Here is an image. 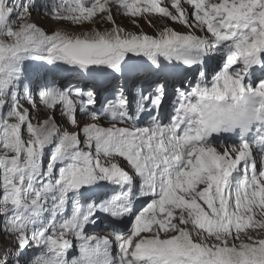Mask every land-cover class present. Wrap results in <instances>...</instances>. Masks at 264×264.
Here are the masks:
<instances>
[{
    "label": "snow or ice",
    "instance_id": "1",
    "mask_svg": "<svg viewBox=\"0 0 264 264\" xmlns=\"http://www.w3.org/2000/svg\"><path fill=\"white\" fill-rule=\"evenodd\" d=\"M152 2L0 0V149L20 151L17 137L23 140L32 123L30 109L32 113L38 104L53 113V121L54 113L58 112L68 124L78 128L54 149L45 179L39 185L34 181L43 165L42 160L37 163L34 147L21 153L28 156L26 167L21 168L16 160H0V264H264V238L248 235L240 241L234 235L236 229L230 215L214 213L210 202L202 199L195 201L199 208L186 209L190 213L187 218L177 216L183 210L174 208L172 220L178 223L167 228L141 224L157 211L151 207L152 201L165 195L168 182L174 179L173 166L183 167L186 172L200 164L196 159L200 153L194 149H188V160L183 158L185 149L193 142L208 144L238 130L235 143L220 140L224 151L212 145L215 156L204 159L207 172L202 182L206 183L210 174L215 179L213 189L227 193L230 205L238 203L244 195L250 198L251 190L264 184V44L261 43L264 0H200L199 3L192 0L190 15L186 16L183 9H177L173 15L171 10L161 7L168 20L183 24L187 32L166 27L155 36L128 33L116 23L117 14L148 15L149 9L141 5ZM33 11H41L52 19L93 25L99 17L101 23H109L112 28L79 35L49 34L32 21ZM193 29L208 35L197 36ZM215 49H220L222 61L209 81L205 76V58L215 56L209 54ZM134 57L146 58L153 68L160 66L161 58L170 65L188 68L200 65L196 82L176 89L167 124L159 120L168 102L166 82L149 88L137 83L131 91L133 99L129 98L123 65ZM26 62H42L57 69L67 66L83 77H115L117 82L111 98L100 108L96 107L97 88L79 82L66 86L46 82L34 95L30 87L23 89L28 84ZM78 108L83 116L91 114L97 120L149 118L152 127L115 129L122 137L117 143V155L127 163V168L117 162L113 167L119 172L115 173L101 167L98 160L93 166L91 149L98 152L102 146L111 145L114 131L101 125L80 124ZM133 108L135 114L130 111ZM128 134L130 139L125 138ZM42 135L40 157L52 132L46 130ZM81 136L89 141L83 148L90 151L79 150ZM236 145L239 151L234 154ZM72 148L78 149L71 155L73 162L60 167L52 180L50 174L57 159ZM254 149L261 157L259 171ZM129 168L141 181L139 195L149 198L126 230L114 229L104 235L88 234L85 230L88 224L100 219L97 212L112 217L129 214L131 207L121 205L120 197L107 204L77 205L70 216H62L69 192L78 193L82 187L100 180L131 181ZM237 170L242 172V182L233 191L229 182ZM123 196L129 200L128 192ZM261 208L264 206L257 207V213ZM201 209L216 225H227L226 236L233 241L231 244L229 239L217 244L214 227H201L197 223L196 213ZM169 231L175 236L163 235ZM197 232L212 237L213 242L196 238ZM74 245L78 247V255H71ZM220 249H227L226 258Z\"/></svg>",
    "mask_w": 264,
    "mask_h": 264
},
{
    "label": "rangeland",
    "instance_id": "2",
    "mask_svg": "<svg viewBox=\"0 0 264 264\" xmlns=\"http://www.w3.org/2000/svg\"><path fill=\"white\" fill-rule=\"evenodd\" d=\"M179 1V0H176ZM157 2V3H156ZM152 2L153 8L155 10H150L154 11L156 14H148L144 16H138V17H132L130 14H117L116 15V23L120 25L122 29H124L128 33H146L149 35L155 36L157 32L160 29L163 28H173L177 32H187L188 29L183 26L181 23H173L170 20L167 19V14L164 12H161L160 9H156V7L160 8L163 6V9H168L171 10L173 15L176 14L177 9H183L184 13L183 15H190V8L186 6V2L181 3L180 7L176 8L175 6H171L167 2V0H161ZM214 2H218V0H215ZM155 4V5H154ZM157 5V6H156ZM114 6V5H113ZM155 6V7H154ZM145 8V5L142 6ZM149 11V12H150ZM151 12V13H152ZM183 18V17H181ZM32 21L38 24L40 27L45 29L49 34L53 32H60L62 34H73V35H79L81 33L84 34H89L91 33L94 29L99 30L101 32L105 30H109L112 28V25L109 23H101L100 18L97 17V20L94 21V24H91L90 22H84V23H75V22H69L67 20H57V19H52L49 18L46 14H44L41 11H33L32 14ZM135 21V22H134ZM146 30V31H139V30ZM193 32L197 36H207L208 34L206 32H200L196 29H193ZM255 42V41H254ZM220 49L217 50L215 56L211 58L213 63L215 64V61L217 59H220L221 56L219 55ZM141 62L143 61V57L140 58ZM130 64H135V61H132L131 59L128 61ZM36 64H41L42 62H26L25 69L26 71V76L28 80V84L23 86V89L26 90L27 88H31L33 94L35 95V92L38 90V88L43 85L46 82H56L59 83L61 86H66L68 83H81L83 86H91V82H98L103 81V85L101 86L104 88L105 86L110 84V79L106 82H104V78H96L95 81L92 78H89L88 80L83 79L79 73H75L73 70H68L66 72H62V69H56L55 66H48L45 65L43 67H40L41 65H38L37 69L32 70L29 73L30 67ZM197 69H200V65L195 67L194 72L197 73V75L200 74V72H196ZM41 72H44L45 74L42 75L40 78H38V75ZM163 71V70H162ZM162 71L156 70L155 72L157 73V78H159L158 81L157 78H155L154 82H166L167 84V101H171V99L175 96L176 94V89L180 86L175 85L173 82L171 84L168 83V77L170 76L169 73H163ZM165 78L162 80V78ZM42 78V79H41ZM107 79V78H105ZM191 80V76L187 75L183 79V86L188 85V83ZM137 83L133 84V87H135ZM152 84V83H150ZM129 98L130 100L133 99L131 95V91L128 90ZM102 95L98 96V103H97V108H100L103 103L105 102L106 99H110L111 96H106L104 99H101ZM38 99V97H37ZM101 99V100H99ZM167 104V103H166ZM166 104L164 105L163 109L166 110ZM25 107L27 105L25 104ZM162 109V110H163ZM7 108H5V111ZM161 110V113H162ZM131 112L132 109H130ZM30 114H32V123L31 127L28 129V131L24 134L23 140H20L19 137H17V144L19 146L20 151H13L12 148L5 147L4 149H0V160H16L18 165L23 168L26 167L27 162H28V156L26 154L22 155L21 153H26L28 151H31L32 148H35V151L37 152L36 156V161L39 164L40 161L42 160V165H43V170L40 172L39 170L36 173L35 176V183L37 185L40 184L42 180L45 179L44 175L47 173L48 169V163H49V158L52 156L54 149L61 143V141L64 139L66 135L71 136L72 134L76 133L78 131V128L70 125L67 123V120L65 119L64 116L60 115L58 112L54 113L55 115V120L53 121L51 117L53 116V113L50 112L48 109L44 108L43 106H39L35 111L31 113L30 109ZM162 115V114H161ZM160 115V116H161ZM77 119L79 120L80 124H89V125H101L104 129H112L114 131L115 139L113 141H119L122 139L121 134L119 132H115V127L108 118L103 119V120H97L95 117L91 116L89 114L88 116H83L78 108L77 110ZM17 124H19V121H16ZM57 126H59L57 128ZM46 130H51L52 135L49 137V144L44 148L43 155L40 157L39 155V147L41 142L43 141V131ZM105 136L107 133L104 134ZM125 138H129L127 135ZM103 139V137H102ZM89 141H85L84 137L81 136V148L79 149L80 151H90L89 149L83 148L84 143H88ZM108 146H102L100 150L97 152L95 149H91L93 156H92V163L93 166H95V162L98 160L99 164L101 167L109 168L112 169L113 172L117 173L119 169L114 168V164L117 162L121 165L123 168H127V165L124 163L125 161L116 158V155L111 154V152H108ZM78 149L72 148L65 152L62 157L58 158L52 171L50 174V178L54 180L56 177L58 170L62 166H67L68 164L72 163L73 161L71 160V155L73 152L77 151ZM65 155H70V160H67V163L64 161L66 160ZM64 160V161H62ZM83 163V161H80ZM129 175L131 176V181H125L123 183H126L125 189H122L120 187V182L117 180L116 184H114L112 187L106 188L105 186L101 184H95L94 186L88 185L85 186L84 189H80L78 193H73L69 192L68 193V199L69 204L64 209L61 210L62 216L63 217H68L71 215L73 212L74 208L77 205H82V206H87L92 202H95L96 204H100L101 202L104 203H110L111 201L115 200L117 197H120L119 203L122 204H127L126 198L123 196L124 192L132 193L133 190L136 188L135 187V175L136 173L133 172L130 168L128 169ZM242 173V172H241ZM240 173V175H241ZM205 178V177H204ZM239 178V177H238ZM238 178L234 179V183L237 185L239 182ZM99 182V181H98ZM198 184L202 188V192L204 194V197H206V202L209 203V207L212 208L214 213H218L220 216L225 214L226 212L230 215L231 222L233 224V227L236 229V232L234 235L239 236V240L243 241L246 236L248 235H256L257 238H264V209L260 211L259 213L255 211H246L244 213H238L237 215L233 214V211L230 207V204L226 200V196L224 195L223 198L217 196V194L212 191V188H210V183L207 182L204 183L202 181L198 182ZM100 185V186H99ZM96 186V187H95ZM235 191V187H231ZM212 191V192H210ZM214 195V197L212 196ZM227 195V193H226ZM188 199H186L185 204L182 208L180 207H169L163 210L164 212L160 211V215H155L153 217L147 216L146 221L148 223H144L145 227L151 226V225H158L161 228H167L170 224L173 223H178V221L172 220V214L174 212V208H179L182 209L183 211L176 213L177 216H184L188 217L190 213L186 211L187 208H199V205L195 203L196 198L193 194H187ZM133 198H130L132 200ZM47 215V213L45 214ZM96 215L100 217V219L96 220L95 224H88L86 227V231L88 234H100L104 235L108 232L107 227L108 226H114L115 230H125L128 228V224L133 220L134 216H127L123 217L120 219H117L116 217H112L111 215H106L103 212H100V214ZM133 217V218H132ZM58 219L61 218L60 216L57 217ZM238 221H237V220ZM196 221L201 227L205 226H213L216 233L217 237L215 239V242L219 244V242L223 239H229V243L231 244L233 241L226 236V231H227V225H216L215 222L209 217L207 212H203V209L200 210V212L196 213ZM130 225V224H129ZM107 226V227H106ZM246 229V231H245ZM195 231V229H193ZM163 235H167L170 237H174L175 233L174 232H166ZM196 238L201 239L202 241H207L208 243L213 242V238L210 236H206L202 232H197L196 233ZM78 247L74 245L73 249L71 250V255H78L77 251L75 250ZM220 254L224 256L225 258L227 257V249H220Z\"/></svg>",
    "mask_w": 264,
    "mask_h": 264
},
{
    "label": "bare ground",
    "instance_id": "3",
    "mask_svg": "<svg viewBox=\"0 0 264 264\" xmlns=\"http://www.w3.org/2000/svg\"><path fill=\"white\" fill-rule=\"evenodd\" d=\"M156 1H160V0H153V3L156 2ZM167 2L169 4H171V6H175L176 7V4L172 0H171V3L169 2V0H167ZM143 5H148V7L150 8V10H155L153 8V4L144 3V4H142V6ZM161 7H163V6H161ZM161 7L160 8H156V9H161ZM177 7H179V6L177 5ZM151 12L152 11H150L148 14H153L154 11L152 13ZM139 31H146V30H143L142 29V30H139ZM178 72H179V75H177V76L175 75L174 77L175 78H178L179 81L181 82V80L184 77V75L187 72V70L185 72V70H183V69L181 70L180 69ZM223 151H224V148H223ZM115 157L116 158H119V155H116ZM95 184H101V185H103V186H105L107 188L110 185L113 186L114 184H116V181L109 183L107 181L100 180L99 182H96ZM260 185L262 187L264 186V184H260ZM92 186H94V183H93ZM144 190L145 191H148L147 188H145ZM189 193L190 194H193L196 199H202V200L206 201V199L204 197V194H203V192L201 190V186L199 188L195 187L192 192H190L186 188L185 189L184 188H179L176 193L171 194V192H170V186H169V183H168V189H166L165 195L164 196H161L158 200H153L152 201L151 207L154 208V209H157V211H154L151 215H149V217L151 218V217L157 215L160 211H163L166 208H169L170 207L169 205H172L174 203H175L174 204L175 207L176 206L177 207H180V205H179L180 203H176V202H178V201H184L185 200V196H187V194H189ZM141 198L142 199L143 198H146V201L145 202H147V199L149 197H147V196H141ZM139 202H140V200L136 201L135 203H130L129 204V206L131 207L132 212H138L144 206L143 205L144 203H139ZM258 206H264V191L263 192H259V193L251 192L250 198H249V195H244L238 203H236L235 205H232V211H233V214L234 215H237L238 213L239 214L240 213H244V212L249 211V210L257 212V207ZM262 209H264V208H261L260 211H262ZM144 221H145V219L142 220L141 222H144Z\"/></svg>",
    "mask_w": 264,
    "mask_h": 264
}]
</instances>
